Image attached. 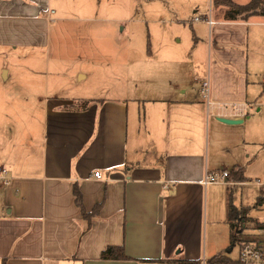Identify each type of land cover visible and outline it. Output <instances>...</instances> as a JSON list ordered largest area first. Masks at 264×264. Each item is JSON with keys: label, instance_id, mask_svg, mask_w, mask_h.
I'll return each mask as SVG.
<instances>
[{"label": "crops", "instance_id": "1", "mask_svg": "<svg viewBox=\"0 0 264 264\" xmlns=\"http://www.w3.org/2000/svg\"><path fill=\"white\" fill-rule=\"evenodd\" d=\"M143 2L165 7L152 20L146 60L128 44L117 51L125 63H104L98 84L85 82L69 95L52 92L59 74L51 84L48 74L43 78L37 140L30 131L27 144L9 147L0 160V264L231 261L235 232L264 220L254 216L264 197V15L227 20V8L213 0ZM131 4L140 12L141 2ZM51 5L0 0V35L4 22L27 35L21 22L50 21ZM106 44L74 51L100 62ZM223 169L245 181L202 184ZM75 187L87 213L99 206L90 227L75 205ZM111 246L132 260H101Z\"/></svg>", "mask_w": 264, "mask_h": 264}, {"label": "rangeland", "instance_id": "2", "mask_svg": "<svg viewBox=\"0 0 264 264\" xmlns=\"http://www.w3.org/2000/svg\"><path fill=\"white\" fill-rule=\"evenodd\" d=\"M137 1L141 2L142 6L138 7L140 10L138 13L135 12L136 8L131 4V0H51V9L55 10V14L50 21L45 22L37 18L21 22L20 29L23 32L26 28L27 35L16 33L14 22H4L1 28L3 33L0 35V45H4L0 48V160L8 154L9 147L27 144L30 141V131L33 130L34 139L37 140L41 100L47 92L43 86V78L47 74L49 84L56 76L63 77L53 93L69 95L72 91L73 93L76 90L82 91L85 82L97 81L98 84V78L100 79L103 73L101 66L104 63L110 65L125 63V55H119L117 51L126 49L128 44L132 43L135 52L142 53L143 58L144 55H148L152 44L150 36L152 20L158 11L164 10L165 7L159 2H156V6L147 7L143 4L144 0ZM169 5L170 8L176 7L172 1ZM45 15V13L42 15L43 18ZM172 30L182 32V28L177 26ZM85 33L87 37L84 39L82 35ZM75 35L82 38L75 39ZM105 39L107 53L102 52L100 62L87 61V53L76 55L74 51L78 49L86 51L88 48L98 50V44ZM13 43L19 45L15 44L14 49ZM78 73L92 74V77L79 82ZM50 88L52 89L51 86ZM262 204L261 207L255 206L259 213H254V216L258 219L264 217V203ZM245 225L248 226L249 223ZM236 233L229 244L231 250L226 252L231 259L236 256L241 246L249 243L257 234L247 229L237 230ZM201 263L183 262L176 258L146 262V264Z\"/></svg>", "mask_w": 264, "mask_h": 264}, {"label": "trees", "instance_id": "3", "mask_svg": "<svg viewBox=\"0 0 264 264\" xmlns=\"http://www.w3.org/2000/svg\"><path fill=\"white\" fill-rule=\"evenodd\" d=\"M213 6L215 7H226L227 10L225 12V19L227 20H235L238 17L246 18L251 15H264V5L262 0H251L247 5H235L231 2V0H213ZM229 178L233 181L244 182L245 179L241 175V172L236 171L235 173H231ZM75 205L80 209L83 218L88 220V227L91 225V217H93L99 209V206H96L91 213H87L82 205V197L79 190L75 187L73 190ZM264 202V197H259L257 199V204L260 205ZM248 212V209H242L239 212V215L242 219H244L245 214ZM229 215L231 218H234L237 215L236 210L230 205L229 207ZM247 221L245 222V224ZM255 224V223H253ZM244 225V224H243ZM246 226V225H244ZM100 259L104 261H129L132 260L128 256L125 255L122 247H107L100 254ZM209 263L216 264H225L230 261H226L222 258H215L213 260H209Z\"/></svg>", "mask_w": 264, "mask_h": 264}, {"label": "built area", "instance_id": "4", "mask_svg": "<svg viewBox=\"0 0 264 264\" xmlns=\"http://www.w3.org/2000/svg\"><path fill=\"white\" fill-rule=\"evenodd\" d=\"M199 19H195L194 22H199ZM210 24V22L208 21ZM261 85L264 87V76L261 79ZM208 82H204L202 84V91L206 95L208 93ZM4 174V171H1ZM230 172L223 169L217 173H207L203 180V185L209 184H228L229 183ZM94 179H101V176L98 172L93 174ZM1 179L7 180L5 176H1ZM240 231H245L246 229L251 232H256V237L250 240L249 243L244 244L239 249L238 255L236 259L231 260L225 264H264V220L257 221L255 224H250L248 226H243L239 228ZM237 233L235 232L234 236ZM201 264H216V263H208L206 261H202Z\"/></svg>", "mask_w": 264, "mask_h": 264}, {"label": "water", "instance_id": "5", "mask_svg": "<svg viewBox=\"0 0 264 264\" xmlns=\"http://www.w3.org/2000/svg\"><path fill=\"white\" fill-rule=\"evenodd\" d=\"M222 122L225 123V124H236L237 123L236 121L223 120V119H222Z\"/></svg>", "mask_w": 264, "mask_h": 264}]
</instances>
